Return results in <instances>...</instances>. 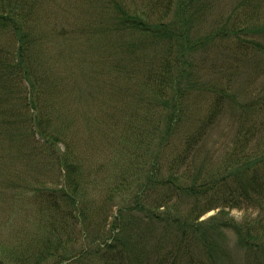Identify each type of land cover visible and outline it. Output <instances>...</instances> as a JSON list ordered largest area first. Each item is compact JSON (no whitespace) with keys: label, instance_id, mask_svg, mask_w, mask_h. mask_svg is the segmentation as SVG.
Listing matches in <instances>:
<instances>
[{"label":"trees","instance_id":"16d2710c","mask_svg":"<svg viewBox=\"0 0 264 264\" xmlns=\"http://www.w3.org/2000/svg\"><path fill=\"white\" fill-rule=\"evenodd\" d=\"M0 264H264V0H0Z\"/></svg>","mask_w":264,"mask_h":264},{"label":"rangeland","instance_id":"374dc122","mask_svg":"<svg viewBox=\"0 0 264 264\" xmlns=\"http://www.w3.org/2000/svg\"><path fill=\"white\" fill-rule=\"evenodd\" d=\"M62 16H63V15H58V18L60 19ZM217 138H218L217 136H215L214 139L212 138V140H211L210 143H209V148H210V147H213L214 145H216L215 143H217V142H214V141H217V140H216ZM218 142H219V141H218ZM219 146H220V145H218V146H216V147L219 149ZM219 153H221V150H220ZM212 215H213V213L210 214V215H208V217H210V216H212ZM231 216H232L233 219L239 221V220H241V219L243 218V213H242V212H238V211H233V212L231 213ZM208 217H207V218H208Z\"/></svg>","mask_w":264,"mask_h":264}]
</instances>
